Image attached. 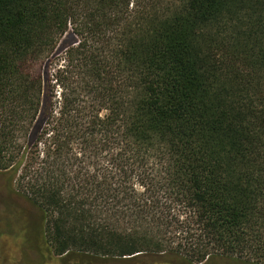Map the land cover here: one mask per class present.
<instances>
[{
  "label": "trees",
  "instance_id": "1",
  "mask_svg": "<svg viewBox=\"0 0 264 264\" xmlns=\"http://www.w3.org/2000/svg\"><path fill=\"white\" fill-rule=\"evenodd\" d=\"M0 174L42 262L264 264V0H0Z\"/></svg>",
  "mask_w": 264,
  "mask_h": 264
},
{
  "label": "rangeland",
  "instance_id": "2",
  "mask_svg": "<svg viewBox=\"0 0 264 264\" xmlns=\"http://www.w3.org/2000/svg\"><path fill=\"white\" fill-rule=\"evenodd\" d=\"M67 38L60 44L58 54L68 47ZM41 70L40 65L34 67ZM0 264H62L59 258L42 262L44 221L42 213L25 200L7 191L0 174ZM151 261L186 264L169 256L148 258ZM213 264H236L228 260H215Z\"/></svg>",
  "mask_w": 264,
  "mask_h": 264
},
{
  "label": "flooded vegetation",
  "instance_id": "3",
  "mask_svg": "<svg viewBox=\"0 0 264 264\" xmlns=\"http://www.w3.org/2000/svg\"><path fill=\"white\" fill-rule=\"evenodd\" d=\"M1 220V219H0Z\"/></svg>",
  "mask_w": 264,
  "mask_h": 264
}]
</instances>
